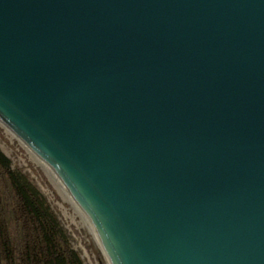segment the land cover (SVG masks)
Listing matches in <instances>:
<instances>
[{
  "label": "water",
  "instance_id": "water-1",
  "mask_svg": "<svg viewBox=\"0 0 264 264\" xmlns=\"http://www.w3.org/2000/svg\"><path fill=\"white\" fill-rule=\"evenodd\" d=\"M0 122L109 264H264V0H0Z\"/></svg>",
  "mask_w": 264,
  "mask_h": 264
},
{
  "label": "trees",
  "instance_id": "trees-1",
  "mask_svg": "<svg viewBox=\"0 0 264 264\" xmlns=\"http://www.w3.org/2000/svg\"><path fill=\"white\" fill-rule=\"evenodd\" d=\"M28 174L0 150V264H85Z\"/></svg>",
  "mask_w": 264,
  "mask_h": 264
},
{
  "label": "rangeland",
  "instance_id": "rangeland-1",
  "mask_svg": "<svg viewBox=\"0 0 264 264\" xmlns=\"http://www.w3.org/2000/svg\"><path fill=\"white\" fill-rule=\"evenodd\" d=\"M0 150L10 159L11 166L27 173L46 197L68 231L72 246L80 252L85 264H109L88 220L59 178L1 122Z\"/></svg>",
  "mask_w": 264,
  "mask_h": 264
},
{
  "label": "bare ground",
  "instance_id": "bare-ground-1",
  "mask_svg": "<svg viewBox=\"0 0 264 264\" xmlns=\"http://www.w3.org/2000/svg\"><path fill=\"white\" fill-rule=\"evenodd\" d=\"M7 128V127H6ZM21 141V140H20Z\"/></svg>",
  "mask_w": 264,
  "mask_h": 264
}]
</instances>
